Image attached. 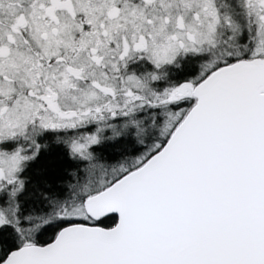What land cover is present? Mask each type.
Returning a JSON list of instances; mask_svg holds the SVG:
<instances>
[{"label": "snow or ice", "instance_id": "6c2138e0", "mask_svg": "<svg viewBox=\"0 0 264 264\" xmlns=\"http://www.w3.org/2000/svg\"><path fill=\"white\" fill-rule=\"evenodd\" d=\"M0 264H264V0H0Z\"/></svg>", "mask_w": 264, "mask_h": 264}]
</instances>
